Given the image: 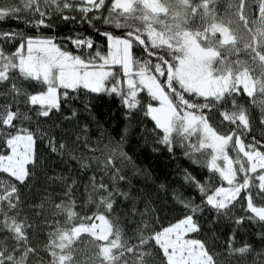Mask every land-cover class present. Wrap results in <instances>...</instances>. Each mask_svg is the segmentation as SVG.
<instances>
[{
	"label": "snow or ice",
	"instance_id": "6c2138e0",
	"mask_svg": "<svg viewBox=\"0 0 264 264\" xmlns=\"http://www.w3.org/2000/svg\"><path fill=\"white\" fill-rule=\"evenodd\" d=\"M6 20L32 34L0 31V264H264V0H0ZM139 118L187 195L129 154Z\"/></svg>",
	"mask_w": 264,
	"mask_h": 264
},
{
	"label": "trees",
	"instance_id": "16d2710c",
	"mask_svg": "<svg viewBox=\"0 0 264 264\" xmlns=\"http://www.w3.org/2000/svg\"><path fill=\"white\" fill-rule=\"evenodd\" d=\"M57 27L54 31L48 32L45 31V35H54L57 37H65L74 35L79 29L83 35L93 37L98 44L103 45L104 41L102 37H99L95 34L94 30L87 27L84 24H65L57 21ZM103 30L102 25H97ZM11 29H20L32 34V30L24 26L22 23L17 22L16 20H6L0 22V31H9ZM11 47V46H8ZM68 47L71 48V45L68 44ZM96 114L100 119L103 126L107 129L108 133H111L112 136L118 137L121 131L128 125V122L124 119L122 115V110L114 102L108 101L107 99L101 100L97 104ZM71 126H69L70 128ZM153 127L151 121L139 118L134 120L130 124V133L126 143V149L129 151V154L133 156L136 163L143 168L151 170L154 176L159 177V181L167 182L172 187L184 192L186 195L192 190L187 186L182 187V180L179 174L178 169L188 167L187 162L182 158L178 157L177 159H172L164 150L161 148L159 152H154L153 148L155 145V137L147 132ZM255 135H260V130L257 129L254 133ZM41 151L44 156L47 157V152L41 147ZM49 163H52L49 161ZM61 167H63L61 165ZM59 170V169H57ZM151 191V189H150ZM153 195L157 197L158 203L161 206H164V212L161 214L162 221L166 224L174 220L178 215L176 211V206L172 202L170 195H165L164 193H155ZM222 233H226L227 229H222ZM256 229L249 226L246 229H243L239 236L238 241L249 240L254 241V232ZM221 241L226 239V235L221 234Z\"/></svg>",
	"mask_w": 264,
	"mask_h": 264
}]
</instances>
